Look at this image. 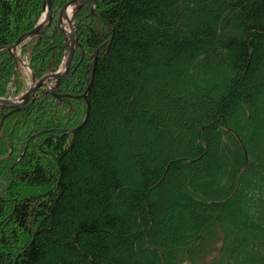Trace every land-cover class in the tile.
Listing matches in <instances>:
<instances>
[{
    "label": "trees",
    "instance_id": "obj_1",
    "mask_svg": "<svg viewBox=\"0 0 264 264\" xmlns=\"http://www.w3.org/2000/svg\"><path fill=\"white\" fill-rule=\"evenodd\" d=\"M44 3L0 0V48ZM93 5L54 92L0 110V264H264V0ZM18 51L40 79L68 45ZM22 69L0 51V98Z\"/></svg>",
    "mask_w": 264,
    "mask_h": 264
},
{
    "label": "water",
    "instance_id": "obj_2",
    "mask_svg": "<svg viewBox=\"0 0 264 264\" xmlns=\"http://www.w3.org/2000/svg\"><path fill=\"white\" fill-rule=\"evenodd\" d=\"M54 1L55 0H45L42 18L40 19L38 25L32 31L22 35L17 40V42L13 44L12 46L1 47L0 51L3 49L10 50L11 53L15 56L16 63L19 65V63L22 62V59L19 57V53H18L19 47L23 43L27 42L28 40L36 36L41 37L53 23L54 16H55L54 8H53ZM91 1H93L94 3L96 2V0H70L64 5L59 15L58 27L64 33L65 41H66V44L68 45V53H67L68 57L65 62V67L63 68L62 66L57 72L47 74L39 80H37L36 75L32 73V85L30 86V88L20 97H16L13 99L12 98H0V110L12 109L13 111H16V110L22 109L25 106H31L36 100L39 89L47 87V82L49 80H54L58 85L60 81L62 80V78L69 75L72 69V61H73L75 50L77 46H79V37H78V31L77 29H75L71 21V17L68 15V10L70 7H72L73 15H75L78 10H80L84 5L88 4ZM64 20H67L69 23V27H70L69 31L67 30V26ZM91 86L92 85L89 86V88L87 89L84 95V98L86 99L91 89ZM48 91L53 93L54 90L52 88H49ZM88 110H89V107H88ZM83 124L81 126H83Z\"/></svg>",
    "mask_w": 264,
    "mask_h": 264
},
{
    "label": "rangeland",
    "instance_id": "obj_3",
    "mask_svg": "<svg viewBox=\"0 0 264 264\" xmlns=\"http://www.w3.org/2000/svg\"><path fill=\"white\" fill-rule=\"evenodd\" d=\"M69 2V1H68ZM64 7V5L62 6V7H58V8H56L54 11V13H55V16H54V20L57 22V24H58V18H59V15H60V13H61V11H62V8ZM94 7H95V3H94V5H93V9H94ZM75 15H73V10H72V15L70 16L71 17V21H72V23H73V25H74V22H73V17H74ZM64 22H65V24H66V26H67V30L69 31V29H70V27H69V23H68V21L67 20H64ZM74 27H75V25H74ZM75 29H76V27H75ZM79 45H80V43H79ZM78 47V46H77ZM67 53H68V51H67ZM67 57H68V55H67ZM67 57H66V59H67ZM74 57V56H73ZM65 62H66V60L64 61V63H63V68L65 67ZM62 68V69H63ZM22 71H23V74H24V76L26 77V84H27V88H29V86H31L32 84V73H33V71H32V69L30 68V66H29V64L27 63V62H25V64H24V66H23V69H22ZM44 77V76H43ZM41 79V78H40ZM37 80H39L38 78H37ZM57 86V83L54 81V80H49L48 82H47V87H45V89H48L49 90V88H52L53 90L55 89V87Z\"/></svg>",
    "mask_w": 264,
    "mask_h": 264
},
{
    "label": "bare ground",
    "instance_id": "obj_4",
    "mask_svg": "<svg viewBox=\"0 0 264 264\" xmlns=\"http://www.w3.org/2000/svg\"><path fill=\"white\" fill-rule=\"evenodd\" d=\"M72 10H73V8H72V7H70V8H69V10H68V15H69V16H71V15H72Z\"/></svg>",
    "mask_w": 264,
    "mask_h": 264
}]
</instances>
